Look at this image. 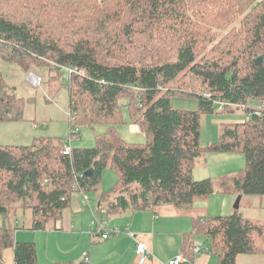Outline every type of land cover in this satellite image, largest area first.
Segmentation results:
<instances>
[{
  "label": "trees",
  "instance_id": "16d2710c",
  "mask_svg": "<svg viewBox=\"0 0 264 264\" xmlns=\"http://www.w3.org/2000/svg\"><path fill=\"white\" fill-rule=\"evenodd\" d=\"M20 1L16 12L30 15L0 13V59L30 73L34 66L55 70L50 82L61 83L62 70L70 69L71 134L78 136L73 127L97 125L107 133L94 148H72L69 155L62 139L0 145V264L7 251L14 264H39L36 243L15 239L19 216L22 228L62 230L75 194H99V221L165 205L188 211L214 194L264 199V109L249 121L220 123L216 141L205 146L201 131L204 114L241 111L245 118L264 103V62H255L264 61V0ZM6 3L0 0V11ZM236 11L251 13L235 22ZM174 98L195 99L198 108L175 109ZM124 99L146 145L128 144L117 133ZM24 108L0 77V122L22 121ZM210 153L243 154L245 166L231 176L194 180ZM107 168L118 177L112 194L100 191ZM242 202L230 215L194 219L182 253L194 261L196 237L204 236L218 264L264 257V221L246 217Z\"/></svg>",
  "mask_w": 264,
  "mask_h": 264
},
{
  "label": "rangeland",
  "instance_id": "374dc122",
  "mask_svg": "<svg viewBox=\"0 0 264 264\" xmlns=\"http://www.w3.org/2000/svg\"><path fill=\"white\" fill-rule=\"evenodd\" d=\"M18 1L7 0L5 6L6 14L11 16L22 18L26 12L19 11L17 9H22L17 3ZM38 6V10H39ZM233 15L236 17V21H240L251 13V11H246L244 14L238 13L237 11ZM31 12L28 11L27 15H30ZM34 20L36 24V19ZM231 28L235 27L234 23L231 24ZM225 36V35H223ZM53 66V65H51ZM30 71H33L35 74L39 75L42 78V85L39 88L31 86L27 80L29 75L28 71H25L19 65L14 62H7L0 59V77L5 81L7 85L15 88V94L17 97L24 99L25 108H24V118L22 121H7L0 122V145H21V146H30L38 138H53V139H62L64 143L71 148H94L97 144V137L107 133V126L97 125L94 129L90 127H73V133L78 128V136L71 134V124L69 121V92L66 86L67 79L70 74V69H63L62 81L61 83L56 82L58 79H53L50 82V77L58 76L55 70L50 71L47 68L34 66ZM49 81V82H48ZM123 104V121L116 126L117 133L124 139L128 144L134 145H146L148 143V136L145 132L141 131L133 123L131 117V108L130 102L128 99L122 101ZM172 107L175 109H189L197 110L198 102L195 99L189 98H174L172 101ZM218 111V110H217ZM204 114L201 118V131L202 139L204 143H212V140L215 135L218 133L219 124L222 122H228L233 120H241L243 118V112H238L235 115L228 114ZM244 120H246L244 118ZM34 124H38L40 127L34 129ZM138 129V130H136ZM118 138V137H117ZM108 140L110 143H115V137L109 136ZM234 156H228V154H218L210 153L208 154V165L206 172H212L220 169L221 167H227L226 165H221V157H234L237 161L230 165L226 169L227 174L229 172L237 173L241 169H235L236 164H240L242 160V167L245 166V156L243 154H229ZM222 159V158H221ZM241 167V168H242ZM226 174L218 175L225 176ZM218 176L211 177L212 179L219 178ZM231 176V175H226ZM201 180V179H200ZM118 177L115 170L107 168L103 172L101 191L112 194L117 188ZM86 200L93 211L97 213V205L99 202V195L97 192H88L83 194H75L71 203V217H77L78 221L80 218H83L85 223V228L90 231H98L97 226H95V218L93 214L89 211H83L82 201ZM248 199L242 202L241 211L245 212L246 215L255 222L264 221V210L256 208V205H251L250 209L245 208L248 204ZM225 213L219 215L223 216ZM22 214L19 216L20 222L15 224L16 229V241L19 242H35L37 245L38 251L41 249L43 252L47 251L48 244L52 241L48 238L46 233L40 231H29V229L22 228ZM218 216V215H217ZM4 218L0 215V228L3 226ZM76 230H79V223L76 222L74 225ZM21 235H31L32 239L17 240V234ZM38 242V243H37ZM195 244H200L203 248V252L207 251V255L210 256L208 264H217L218 257L211 252V250L205 244L204 236H197ZM170 247H173L170 245ZM238 264H264V257H252V256H241L239 258Z\"/></svg>",
  "mask_w": 264,
  "mask_h": 264
},
{
  "label": "crops",
  "instance_id": "0c3cea01",
  "mask_svg": "<svg viewBox=\"0 0 264 264\" xmlns=\"http://www.w3.org/2000/svg\"><path fill=\"white\" fill-rule=\"evenodd\" d=\"M244 121V115L241 120ZM36 125V124H34ZM136 126V125H135ZM134 128H138L137 126ZM34 129H37L34 126ZM138 130V129H136ZM219 132V129H218ZM218 137L214 136L212 142ZM205 146L207 143L203 142ZM228 156H234L229 155ZM222 158V159H221ZM221 165L227 167L220 168L212 172H206L205 166L199 165L194 170V180H202L218 175H233L226 172L230 165L237 159L234 157H221ZM242 160L236 164L235 169H242ZM220 177V176H218ZM102 189L100 188V191ZM99 195V194H98ZM238 196H228L223 194H214L207 200L197 201L192 210H179L171 205L157 207L154 211H127L120 217H113L107 221L109 235L104 239L102 235L95 231L85 228L83 218L79 221L77 217H71V210L66 213L62 221V230L40 231L46 233L52 241L48 244L47 251L43 252L42 247L38 251L39 264H139V257L136 254L137 242L146 243L151 250L150 257L144 264H168L182 253V241L184 235L192 230L193 220L196 218H207L210 216L230 215L234 212V203ZM248 199L245 208L250 209L251 205L263 210L264 199L259 196L244 197L243 201ZM100 205L98 202L97 207ZM89 211V209H83ZM91 208L90 212L92 213ZM94 212V211H93ZM95 213V212H94ZM246 215V210L244 212ZM249 218V217H248ZM79 223V230L74 225ZM95 226H97L95 224ZM129 228L131 233L137 237L133 239L126 231ZM33 231V230H29ZM32 239L31 235L17 234V240ZM36 242V241H35ZM38 243V242H37ZM172 245L173 247H170ZM207 251V250H206ZM6 264H14L11 251L4 254ZM210 256L207 252L195 254L194 261L183 264H208ZM218 264V263H217Z\"/></svg>",
  "mask_w": 264,
  "mask_h": 264
},
{
  "label": "built area",
  "instance_id": "2783aa9c",
  "mask_svg": "<svg viewBox=\"0 0 264 264\" xmlns=\"http://www.w3.org/2000/svg\"><path fill=\"white\" fill-rule=\"evenodd\" d=\"M27 80L29 82V84L35 88H39L41 87L42 85V78L35 74L34 72H31L29 73L28 77H27ZM264 109V103L258 107L257 109H255V111L250 114V115H245V119L246 121H249L251 118H252V115H260L261 114V110ZM70 118H71V115L69 114ZM36 128H38V125H35ZM79 130L78 128H76V131L75 133H78ZM72 148L70 146H65L64 148V154L65 155H69L71 154ZM84 195V194H83ZM82 207L83 209H89L91 210V206L90 204L86 201V200H83L82 201ZM92 214L95 218V224L97 225V228H98V231L97 233L102 235V237L104 239H107L108 238V235H109V229H108V223L107 221H99L96 216H95V213L92 211ZM127 233L133 238V239H136V235L134 233H131L129 229H126ZM194 253L195 254H199L200 252L203 251V248L201 247L200 244H195L194 245V249H193ZM136 254L138 255L139 257V264H144L146 262V260L150 257V254H151V250H150V247L146 244V243H143V242H137L136 244ZM187 262H191L183 253H181L180 255H178L175 259L169 261L168 264H183V263H187Z\"/></svg>",
  "mask_w": 264,
  "mask_h": 264
},
{
  "label": "water",
  "instance_id": "95a60500",
  "mask_svg": "<svg viewBox=\"0 0 264 264\" xmlns=\"http://www.w3.org/2000/svg\"><path fill=\"white\" fill-rule=\"evenodd\" d=\"M256 64H258V65H261V64H263V58L262 57H260V58H258V59H256ZM93 173V171L91 170V171H89L88 173H87V175L88 176H90L91 174ZM242 195H239L238 197H237V199H236V201H235V203H234V209L235 210H238V209H240V206H241V202H242Z\"/></svg>",
  "mask_w": 264,
  "mask_h": 264
}]
</instances>
